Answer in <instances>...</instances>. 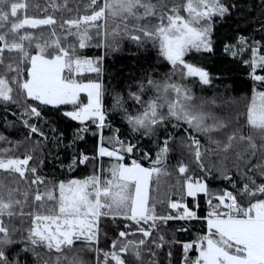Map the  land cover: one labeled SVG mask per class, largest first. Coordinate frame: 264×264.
Here are the masks:
<instances>
[{
    "label": "snow or ice",
    "instance_id": "1",
    "mask_svg": "<svg viewBox=\"0 0 264 264\" xmlns=\"http://www.w3.org/2000/svg\"><path fill=\"white\" fill-rule=\"evenodd\" d=\"M68 2L63 0L62 4L52 6L75 11L76 15L61 18L58 25L62 29L60 37L40 42L33 41L32 34L21 32V29L53 26L57 25V20L52 15L28 17L24 14L28 5L23 0H0V67L4 70L0 73V105L21 107L20 122L28 130L24 141H10L0 133V144L11 145L0 147V176L3 177L0 178V264H26L18 252L31 253L38 258L42 254L36 251L37 248H43L49 254H59L55 257V264H83L78 254L72 252L73 246L79 242L83 249L99 253L101 250L96 245L99 243L102 217L132 222L123 225L131 231L118 230V237L123 240L113 241L112 251L103 253L102 264H109V260L113 264H130L124 258L126 255H130L135 264H159L156 250L179 243L174 238L166 240L162 227L169 221L199 219L196 211L189 208L183 199L191 197L195 204L201 193L209 197L207 203L211 207L207 217L208 233L183 244L185 260L195 245L199 254L193 264H264V180L257 183L255 176L250 175L255 173L264 178V90L254 91L247 105L248 133H241L239 127L225 131L232 121L220 119L210 111L205 112L204 104H215V101L196 97L192 90L197 84L210 85L209 73L185 60V56L193 51H213L211 34L214 18L223 19L231 15V9L236 5L224 0H185L183 4L171 5L169 0H74V8H68ZM181 8L186 16L180 14ZM52 31L55 35V30ZM69 36L75 37V41H68ZM125 40L137 47L151 43L172 66L173 72L163 82L148 76L138 84L136 91H129L128 99L139 106L135 111H128L119 94L114 98L113 109L123 112L137 139L157 137L161 130L169 125L176 129L181 122L187 125L185 133L192 129L204 135L208 140L207 147L191 134L181 141L180 147L196 169L205 175L216 168L211 162L212 155L220 156L219 163L223 165L228 156L220 154L232 150V167L245 180L235 194L232 191L211 193L202 179L193 178L195 169L190 170L189 163L181 159L175 165L176 172L183 177L182 182L177 180L181 200L171 202L169 206L174 211H182L157 215L155 202L149 205L151 180L155 176L159 182L161 174H169L165 161L172 135L168 134L158 144L151 168L143 167L136 159L125 165L122 162L125 155L142 149L137 143L121 140L118 128L113 129L111 136H104V129L111 128V122L107 120L103 106L102 82L98 79L83 83L75 79L85 70L96 73L98 77L103 72L102 56L88 58L80 55L79 50L89 47L118 50ZM259 44V41H253L248 45L247 39L240 37L239 50L232 55L235 57L250 50L252 58L245 63L251 69L252 79L264 89V74L256 71L259 68L264 72V53ZM33 46L37 49L35 54L30 52ZM48 48L53 51L49 53ZM225 50L230 51L231 47ZM7 73L13 75L9 77ZM175 75L180 81L192 79L193 83L174 81L172 76ZM147 89H151L154 95L144 99ZM81 93L86 94L87 102L81 101ZM28 100L34 103H26ZM41 105H72L73 110L64 111L63 115L81 125L71 142L65 145L73 148L68 170L73 171L98 157H110L117 163L108 169L107 178L102 179L101 173L97 172L82 180L55 183L42 174L45 160L51 154L47 148L49 141L58 148L63 142V133L51 135L42 130L39 126V122L44 120ZM11 114L17 115L15 112ZM209 119L211 123L207 122ZM11 123L8 122L9 126ZM51 132L55 133V129ZM214 133H222L226 139H217ZM86 134L98 137L96 156L75 151L74 146L84 140ZM105 141L110 147L105 145ZM233 141L246 143L242 150H237ZM25 142H28L27 147L17 154ZM143 159H150L148 152H144ZM216 171L221 172L224 179L232 181L227 166L216 168ZM233 187H236L234 181ZM238 196L241 199L238 200ZM213 199L217 203L213 204ZM25 208L30 210L25 211ZM14 218L20 220L19 226L14 223ZM186 230L184 227L177 229ZM137 233L140 234L138 240L127 239ZM16 245H20L19 249ZM144 255L150 257L146 262ZM171 255L168 251L167 256ZM37 264H40L39 260ZM43 264H48V261H43Z\"/></svg>",
    "mask_w": 264,
    "mask_h": 264
},
{
    "label": "trees",
    "instance_id": "2",
    "mask_svg": "<svg viewBox=\"0 0 264 264\" xmlns=\"http://www.w3.org/2000/svg\"><path fill=\"white\" fill-rule=\"evenodd\" d=\"M28 5L26 12L24 13L30 18H45L48 15H52L57 20V25L53 26H40L35 29H21V32H29L32 34L33 41H52L60 37L62 29L58 27L61 23V18H69L76 15L75 11L69 12L66 8H54L53 4H62L63 0H23ZM86 2V0H85ZM225 3L235 4L236 7L231 9V15L221 18H214L213 31L211 34L213 51L211 53L205 52H191L185 56V60L196 66L205 69L212 80L210 85H195L193 92L196 97L203 98L207 101H215V104H204L203 110L205 112H212L216 117L223 120H231L225 131L239 127L241 133H248L249 129L246 124L245 113L247 111V105L249 104L254 91L264 90L260 87L259 82L254 81L251 76V69L245 61L251 60L250 50L244 51L242 54L233 56V52H238L240 47V37L247 39L248 45H251L253 41H259V47L262 53H264V0H224ZM183 4L185 0H169V4ZM68 8H74V0H69ZM83 8V5H81ZM181 15H187L181 8ZM20 13H18V16ZM102 23V22H98ZM55 30V35L52 30ZM94 31V30H93ZM68 41H75V37L69 36ZM95 40L92 41L95 44ZM27 41L25 44L27 45ZM61 44H64V40L61 37ZM231 47L230 51H226V47ZM37 49L33 46L30 49L32 54H35ZM52 48H48V52L51 53ZM79 54L88 58L103 57L102 67L103 72L101 76H97L96 73L85 72L75 76L79 82L87 83L89 81L100 80L103 84V106L107 114V120L111 122V128L104 129V136L108 137L113 134V129H119V137L121 140L131 141L137 143V146L142 149L140 152H134L131 155H125L124 163H130L132 159H136L141 165L151 168L152 160L155 159L156 152L158 150V144L168 135L171 134L173 139L169 142L170 151L168 153L166 171L168 175L161 174L159 176V182L157 177H153L149 187V205L151 206L155 202V210L157 215L175 214V211L170 208V203L181 200V188L177 183L179 179L183 181V177L175 170V165L184 160L185 163H189L190 170L195 169V178L202 179L207 185L211 193L219 194L223 191H232L234 194L237 189L241 187L245 180L238 175L237 170L232 167L234 154L232 150L227 154L228 159L224 160L223 165L219 163L220 156L212 155L211 162L215 163L216 168H223L227 166L229 169L228 175L232 177V181L224 179L221 172L216 171L213 168L211 174L205 175L201 173L199 169H196L194 163H191L190 158L180 147L182 140L191 134L200 140L202 145L208 146L207 138L189 129L188 133H185L184 129L187 125L181 122L180 127L173 129L170 125L167 129L161 130L157 133V137L148 138L141 137L137 139V134L133 133L124 117L123 112L113 109L114 98L119 94L125 102V106L129 112H133L139 108L138 105H134V102L128 99L129 91H136L138 84L145 80L148 76H151L157 81L163 82V80L172 74V66L166 61L160 54L158 48L153 47L151 43L145 44L143 47H137L130 41H123L118 50H112L106 47H89L79 50ZM15 55V54H12ZM5 56L8 57L7 52ZM8 62L7 59L5 61ZM4 70L0 67V73ZM257 74H264L261 69L257 70ZM10 77L12 73H7ZM26 76V73L24 74ZM172 80L182 82L186 84H192V79H186L180 81L178 75L172 76ZM15 95V93H14ZM144 99H148L154 95L151 89H147L144 92ZM81 101L87 102L86 94L81 93ZM25 103V101H21ZM26 103H34L30 100ZM7 108V111H6ZM43 121L39 122V126L46 133L56 135L63 133L62 143L57 148L55 144L50 140L47 148L51 150V154L48 159L45 160L44 166L41 169L43 175L51 179L53 182L67 181L70 179H85L97 172L101 173V178H107L109 176L107 170V164H112L106 157H98L95 160H90L88 163L80 165L73 171L68 170V164L71 161L73 155V148L65 147L73 139L74 133L81 127L79 122L72 121L70 118L63 115L64 111L73 110L72 105H60L59 107L53 106H40ZM166 110V109H165ZM21 107L14 104L7 106L0 105V133L5 135L10 141H24L27 135V129L23 127L20 120ZM15 112L17 115L13 116L11 113ZM6 118V119H5ZM46 121V122H45ZM8 122H12L9 126ZM175 122V121H173ZM211 123V119L207 120ZM89 124L91 122H88ZM55 129V133L51 132V129ZM95 130V126H93ZM217 139L225 140L226 137L222 133H214ZM35 138V137H33ZM98 137L91 134H86L85 139L78 141L74 146L76 152H84L91 156L97 155ZM244 143L233 141L237 150H242ZM28 142H25L18 149L17 154L23 152L27 147ZM105 145L107 142L105 141ZM8 144H0V147H10ZM110 147V146H109ZM144 152H148L150 159H143ZM47 155V152H46ZM58 156V158H57ZM110 167V166H109ZM207 167V162H206ZM7 174H3L6 176ZM254 175L257 183H260L264 178ZM0 178H3L0 176ZM233 181L236 187H233ZM47 182V181H46ZM7 183V181H6ZM21 186H23L21 184ZM209 197L199 195L196 198L194 204L193 199L185 196L183 202L196 211L199 219L192 221L174 220L169 221L166 226L162 227V232L166 240L175 239L179 243H172L165 245L163 249L156 250L159 264H193V261L198 257V250L195 245L187 253V259L185 260V253L183 251V244L196 241L199 237L208 233L207 217L211 211L210 205L207 203ZM241 197L238 196V200ZM31 202V195L29 197ZM215 204L217 201L212 200ZM198 204V207H196ZM29 208H25V211H29ZM222 211L224 209H221ZM26 219V218H25ZM14 223L19 226L20 220L14 218ZM132 224L131 221H125L117 219L113 221L108 217H102L100 221V237L99 243L96 245L101 251L96 253L94 251H88L83 249V246L77 242L73 246L72 252L78 254L79 258L83 261V264H102L104 259V252L112 251L111 245L114 240L122 241L123 238L118 237V230L131 231L132 229L123 228L124 224ZM27 226V224H25ZM147 228V225H143ZM133 227H135L133 225ZM184 227L186 231H177L178 228ZM155 236L156 233L154 232ZM140 234L129 235L127 239L138 240ZM150 239V238H149ZM19 249L20 245L15 246ZM119 247V243L117 245ZM147 247V245H145ZM155 250V249H154ZM37 252L42 255L38 258L33 257L31 253L18 252V255L26 262V264H37V260L40 264L47 260L48 264H55V257L57 253H47L43 248H37ZM67 251V250H66ZM171 251V257L167 256V252ZM72 252L69 253L71 257ZM51 257V258H50ZM130 264H135L133 258L130 255L124 257ZM44 259V260H43ZM145 262L150 259L148 255H144ZM109 264H113L109 260Z\"/></svg>",
    "mask_w": 264,
    "mask_h": 264
},
{
    "label": "crops",
    "instance_id": "3",
    "mask_svg": "<svg viewBox=\"0 0 264 264\" xmlns=\"http://www.w3.org/2000/svg\"><path fill=\"white\" fill-rule=\"evenodd\" d=\"M106 158H107L109 161L112 162V164H110V165L107 164V170H108L113 164H115V163H117V162H116L113 158H110V157H106ZM131 161H132V160H131ZM131 161H130V163H131ZM122 162H123V161H122ZM123 163H124V162H123ZM130 163H127V164L124 163V164H125V165H130ZM109 166H110V167H109ZM142 166H143V165H142ZM143 167H145V166H143ZM150 184H151V182H150ZM149 187H150V185H149ZM199 195H203V193H201V194H199ZM199 195H198V196H199ZM198 196H197V197H198ZM197 197H196V198H197ZM190 198H191V197H190Z\"/></svg>",
    "mask_w": 264,
    "mask_h": 264
},
{
    "label": "rangeland",
    "instance_id": "4",
    "mask_svg": "<svg viewBox=\"0 0 264 264\" xmlns=\"http://www.w3.org/2000/svg\"><path fill=\"white\" fill-rule=\"evenodd\" d=\"M258 69H259V68H257V70H258ZM257 70H256V71H257ZM85 72H88V71H86V70H85V71H82V73H85ZM82 73H81V74H82Z\"/></svg>",
    "mask_w": 264,
    "mask_h": 264
},
{
    "label": "bare ground",
    "instance_id": "5",
    "mask_svg": "<svg viewBox=\"0 0 264 264\" xmlns=\"http://www.w3.org/2000/svg\"><path fill=\"white\" fill-rule=\"evenodd\" d=\"M131 164V163H130ZM44 260V259H43Z\"/></svg>",
    "mask_w": 264,
    "mask_h": 264
}]
</instances>
